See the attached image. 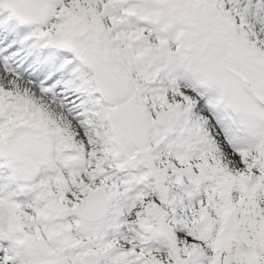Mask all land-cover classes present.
Listing matches in <instances>:
<instances>
[{
  "label": "snow or ice",
  "instance_id": "6c2138e0",
  "mask_svg": "<svg viewBox=\"0 0 264 264\" xmlns=\"http://www.w3.org/2000/svg\"><path fill=\"white\" fill-rule=\"evenodd\" d=\"M0 264H264V0H0Z\"/></svg>",
  "mask_w": 264,
  "mask_h": 264
}]
</instances>
